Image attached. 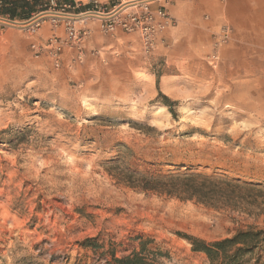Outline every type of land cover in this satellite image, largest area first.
<instances>
[{
  "label": "rangeland",
  "instance_id": "rangeland-1",
  "mask_svg": "<svg viewBox=\"0 0 264 264\" xmlns=\"http://www.w3.org/2000/svg\"><path fill=\"white\" fill-rule=\"evenodd\" d=\"M176 1L153 51L88 19L58 67L64 20L0 28V264H208L186 237L264 231V2Z\"/></svg>",
  "mask_w": 264,
  "mask_h": 264
},
{
  "label": "built area",
  "instance_id": "built-area-1",
  "mask_svg": "<svg viewBox=\"0 0 264 264\" xmlns=\"http://www.w3.org/2000/svg\"><path fill=\"white\" fill-rule=\"evenodd\" d=\"M155 0H131L120 2L110 10L103 8L98 3H93V8L84 13L64 14L66 10H75L71 4L59 5L57 1L50 0L46 5L47 11L43 14L52 18L56 26L60 20H64L65 37L63 39L52 36L45 46V50L52 57L55 66L59 65V57L64 48L76 49L77 59L81 58L84 40L89 32L79 28L86 20L94 18L99 22V30L103 35L114 36L118 32L139 37L143 49L146 52L153 51L162 41L165 32L174 26L173 18L167 13L164 6L152 8ZM2 3L0 1V7ZM55 9H59L58 12ZM42 14V15H43ZM19 22L10 20L8 16H0V28L3 26H23L30 29L38 28V20L31 22ZM228 31L223 32L222 39L226 40ZM212 59H215L213 56Z\"/></svg>",
  "mask_w": 264,
  "mask_h": 264
},
{
  "label": "crops",
  "instance_id": "crops-1",
  "mask_svg": "<svg viewBox=\"0 0 264 264\" xmlns=\"http://www.w3.org/2000/svg\"><path fill=\"white\" fill-rule=\"evenodd\" d=\"M0 1L2 3L0 7V16H8L12 18L13 20L19 21V22H26V21L33 22L42 16V14L45 12V11H42V9L46 7V5L48 4L50 0H0ZM56 1H58L59 3H67V4H71L75 6L74 11L76 13H84V12L91 10L93 8V3H98L101 6H104L106 9L110 10L111 8L117 6L119 2H123L122 0H56ZM164 1L166 0H157V2H154V3H161ZM169 1H170L169 2L170 4H168L169 9H170L169 14H171V16L175 18L179 12L178 9H181V6H179L176 0H169ZM209 1L210 0H190L186 6V8L189 10L188 13L190 15L197 14L201 9L206 8L207 3ZM260 1L264 2L263 0H260ZM90 21L91 22L93 21V22L91 23ZM90 21H89L90 23L87 24L88 28L91 25L97 26L99 24L98 20L90 19ZM89 29H91V27ZM91 30H92V33H95L93 29ZM168 33H166L165 36L168 35ZM126 36H129V35H124L123 33L118 32L111 38L105 39V42L99 41V44H97V46L102 48L103 45H105V47L103 48H106V49L123 48L124 46L122 45V42L125 40ZM134 37L140 43L139 37L136 35H134ZM96 41L97 40L94 35V38L93 36L89 37L86 44L92 46L93 44L91 43L95 44Z\"/></svg>",
  "mask_w": 264,
  "mask_h": 264
},
{
  "label": "trees",
  "instance_id": "trees-1",
  "mask_svg": "<svg viewBox=\"0 0 264 264\" xmlns=\"http://www.w3.org/2000/svg\"><path fill=\"white\" fill-rule=\"evenodd\" d=\"M185 239L191 244L193 252L206 256L208 264H250L253 260L254 264H259L260 258L256 256L264 242V231L253 229L238 231L229 239L212 243L189 237ZM114 262L115 264H153L138 254L114 259Z\"/></svg>",
  "mask_w": 264,
  "mask_h": 264
}]
</instances>
